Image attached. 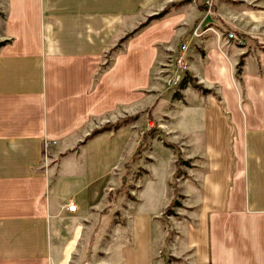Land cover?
Segmentation results:
<instances>
[{
	"label": "crops",
	"instance_id": "1",
	"mask_svg": "<svg viewBox=\"0 0 264 264\" xmlns=\"http://www.w3.org/2000/svg\"><path fill=\"white\" fill-rule=\"evenodd\" d=\"M167 2L0 0V42H11L0 48V264H72L68 254L98 205L88 184L61 172L69 157L51 166L49 154L76 148L91 121L135 111L153 87L157 46L173 49L188 35L185 10L175 31L156 23L101 68L111 46ZM245 16L263 23L264 11ZM210 24L187 56L192 77L215 95L189 85L175 109L177 140L205 162L186 187L185 220L171 240L157 220L143 236L135 219L119 233L114 264H264V52L245 58L239 83L247 53ZM47 141L56 144L46 152ZM71 202L75 213L64 207Z\"/></svg>",
	"mask_w": 264,
	"mask_h": 264
},
{
	"label": "rangeland",
	"instance_id": "2",
	"mask_svg": "<svg viewBox=\"0 0 264 264\" xmlns=\"http://www.w3.org/2000/svg\"><path fill=\"white\" fill-rule=\"evenodd\" d=\"M183 9L186 16L182 18V27L188 30V35L173 41L177 48L171 49L167 43L157 46L159 56L152 73L153 87L141 95L135 111L128 116L120 110L115 116L107 115L91 121L88 130L91 134L94 129L108 125L120 128L104 133L101 138H83L75 145L76 148L65 154L59 151L49 154L51 166L58 164L63 157H69L61 162V172L68 175L72 171L71 179L79 178L73 183L88 184L91 200L98 205L96 218L86 220L87 227L83 230L86 233L68 254L72 264H114L116 257L112 248L117 242H122L118 239L120 231L132 229L135 219L141 220L134 224L142 228L143 236L149 231L154 234L157 220L168 239H175L176 226L184 222L188 210L185 207L186 187L191 188L192 176L204 169L201 166L205 162L191 153L187 144L177 140L175 109L180 103L178 100L184 98L186 88H171L166 81L169 73L180 69L182 55H185L184 63L188 67L185 76L190 74L187 52L192 41L205 30L204 27L211 21L209 27H213L223 41L234 39L233 43L242 44L237 48L247 54L240 57L239 64L242 62L244 65L245 58L251 54L264 52V18L261 23L245 16L248 12L264 11V0H168L162 8L153 7L133 31L148 19L165 12L164 18L155 20L149 27L162 21L170 26ZM171 25L175 31L178 25ZM129 33L111 46L104 64L125 51L128 42L136 37L121 44ZM231 34L236 37L231 38ZM187 45V50L183 51ZM120 46L122 48L114 52ZM177 93L181 95L178 98ZM188 97L192 99L194 95L188 91ZM109 133H114V136ZM157 213L158 218L154 219ZM167 255L168 250L161 253L163 258ZM77 258L81 259L80 262ZM173 262V258L168 260V263Z\"/></svg>",
	"mask_w": 264,
	"mask_h": 264
},
{
	"label": "trees",
	"instance_id": "3",
	"mask_svg": "<svg viewBox=\"0 0 264 264\" xmlns=\"http://www.w3.org/2000/svg\"><path fill=\"white\" fill-rule=\"evenodd\" d=\"M167 15V13H163L162 15H158L155 18H150L147 21H145L144 23H142L137 29H135L133 32L127 34L122 40H121V44H124L125 42L131 40L132 38H134L135 36L139 35L145 28L149 27L151 25L152 22H154L155 20H161L162 18H164ZM10 41H4V42H0V48L10 44ZM122 47L120 46L117 50H115L114 52H117L118 50H120ZM113 64V59L112 60H108L107 63H105L102 68H101V73L105 72L107 69H109L111 67V65ZM242 62L238 65L237 68V73H236V78L238 80L239 83L242 84V74H243V70H242ZM99 73L97 76L99 77L100 74ZM189 85H193L195 87V89H197L198 91H200L202 94L204 95H209V94H214V90H210L205 88L203 85L198 83V80L194 79L192 76H190V74H187L183 80V82L180 85V89L184 90L185 88H187V86ZM180 94H176V97H180ZM120 128V126L118 125H108L105 128H101V129H96L95 131H93L87 138L88 140L104 134L106 132H111L112 130H118Z\"/></svg>",
	"mask_w": 264,
	"mask_h": 264
},
{
	"label": "built area",
	"instance_id": "4",
	"mask_svg": "<svg viewBox=\"0 0 264 264\" xmlns=\"http://www.w3.org/2000/svg\"><path fill=\"white\" fill-rule=\"evenodd\" d=\"M229 36L231 38H234V35L233 34H231ZM187 48H188V45L187 46H184L183 47V51H186ZM184 58H185V55L184 56L182 55L181 58H180V60H179L180 69L177 68L175 72L169 73V75L167 76L168 81H166V82H168V84H169V86L171 88H178V87H180L181 83L183 82V80L185 78V74H186L185 70H187L188 67H187V63H184L185 60H186V59L184 60ZM51 144H56V142H53L52 143L50 141H47V143L45 145L46 152L50 148ZM64 207L68 211L73 212V213L77 212V209H78V206L75 203H73V202L68 203Z\"/></svg>",
	"mask_w": 264,
	"mask_h": 264
}]
</instances>
